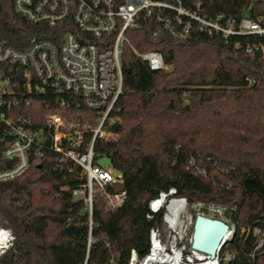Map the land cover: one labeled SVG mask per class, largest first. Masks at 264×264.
Masks as SVG:
<instances>
[{"label": "trees", "instance_id": "1", "mask_svg": "<svg viewBox=\"0 0 264 264\" xmlns=\"http://www.w3.org/2000/svg\"><path fill=\"white\" fill-rule=\"evenodd\" d=\"M196 1L210 15L264 17V0ZM39 35L13 0L0 3L1 38L24 49ZM129 36L138 50L161 52L169 69L152 70L129 45L124 50L118 138L101 146L123 173L117 189L126 190L127 201L109 211L97 195L91 222L82 202L70 205L76 172L60 171L49 150L25 173L0 182V213L16 237L0 264H128L133 248L139 256L148 252L149 229L163 217L147 218L149 201L170 187L190 203L236 205L235 218L251 231L237 230L218 264H264V242L255 234L264 233V58L237 48L243 38L225 42L197 30L178 40L154 39L147 28ZM55 109L42 105L41 115ZM192 160L204 173L191 168Z\"/></svg>", "mask_w": 264, "mask_h": 264}, {"label": "built area", "instance_id": "2", "mask_svg": "<svg viewBox=\"0 0 264 264\" xmlns=\"http://www.w3.org/2000/svg\"><path fill=\"white\" fill-rule=\"evenodd\" d=\"M13 5L39 26L40 35L24 49L0 37V182L20 176L34 160L54 151L60 171L76 172L71 200L84 204L91 222L97 195L109 211L127 201L126 190L117 189L123 173L101 146L118 138L113 125L125 81V48L129 45L152 70L169 69L161 52L138 50L129 31L147 28L154 39L163 34L186 39L195 30L220 35L225 42L243 38L237 48L264 58V17L210 15L202 1L13 0ZM42 105L56 109L42 116ZM191 207L175 187L151 198L146 216L162 213V223L149 229L148 252L139 256L133 248L128 264H198L194 250L186 249ZM15 238L0 213V256Z\"/></svg>", "mask_w": 264, "mask_h": 264}, {"label": "water", "instance_id": "3", "mask_svg": "<svg viewBox=\"0 0 264 264\" xmlns=\"http://www.w3.org/2000/svg\"><path fill=\"white\" fill-rule=\"evenodd\" d=\"M20 72L19 78H21ZM250 179L252 177H249ZM74 202L71 201L70 205ZM234 232L231 230L230 225L221 218H213L202 213L196 214L192 226L191 249L197 252L206 253L211 261L219 263V252L221 247L229 240L228 235ZM142 250V249H141ZM198 264H208L205 261L198 262Z\"/></svg>", "mask_w": 264, "mask_h": 264}, {"label": "rangeland", "instance_id": "4", "mask_svg": "<svg viewBox=\"0 0 264 264\" xmlns=\"http://www.w3.org/2000/svg\"><path fill=\"white\" fill-rule=\"evenodd\" d=\"M102 162H106V160L104 159L102 160ZM190 163H191L190 165L192 169L197 170L198 172L204 173V169L201 167H198L197 164L194 162V160H192ZM232 188H233L232 184H229L228 186L225 187L227 191L231 190ZM190 204L192 205V207L190 208V215H192V220H191V223L189 224V228H188L189 234L186 239V249L188 250V252H192L190 245H191V237H192V226H193L196 214L203 213L204 215L211 216L213 218H221L225 220L230 225L231 230L234 232L233 237L235 236L237 230L240 231L242 234L251 231L249 227H245L241 225V221L235 218L236 205H233L231 203H226V202L225 203H222L219 201L216 202L212 200L211 201L200 200L198 202H193ZM255 234H257L260 243H263L264 233L258 228H256ZM233 237L228 236L227 240L229 239L230 240L227 242L232 241ZM260 245H258V247ZM223 257H224V260L226 261L231 259L232 252L226 251Z\"/></svg>", "mask_w": 264, "mask_h": 264}, {"label": "bare ground", "instance_id": "5", "mask_svg": "<svg viewBox=\"0 0 264 264\" xmlns=\"http://www.w3.org/2000/svg\"><path fill=\"white\" fill-rule=\"evenodd\" d=\"M228 236H232V235H228ZM230 240V239H229ZM194 259L197 261V262H202V261H205L207 262L208 264H216L215 261H211L209 256L204 253V252H197V251H194Z\"/></svg>", "mask_w": 264, "mask_h": 264}]
</instances>
